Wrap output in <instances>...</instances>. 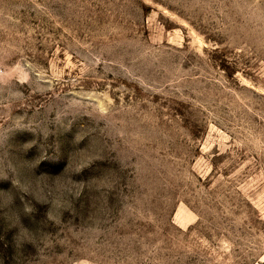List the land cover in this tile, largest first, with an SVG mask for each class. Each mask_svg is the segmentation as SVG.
I'll list each match as a JSON object with an SVG mask.
<instances>
[{
  "label": "rangeland",
  "instance_id": "rangeland-1",
  "mask_svg": "<svg viewBox=\"0 0 264 264\" xmlns=\"http://www.w3.org/2000/svg\"><path fill=\"white\" fill-rule=\"evenodd\" d=\"M0 264H264V0H0Z\"/></svg>",
  "mask_w": 264,
  "mask_h": 264
}]
</instances>
